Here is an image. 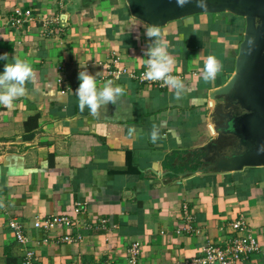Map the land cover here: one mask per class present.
Listing matches in <instances>:
<instances>
[{
	"label": "crops",
	"instance_id": "1",
	"mask_svg": "<svg viewBox=\"0 0 264 264\" xmlns=\"http://www.w3.org/2000/svg\"><path fill=\"white\" fill-rule=\"evenodd\" d=\"M61 2L0 0V54L34 69L15 107L0 106V264H21L27 250L35 254L33 264H127L132 242L142 248L139 264H193L206 243L229 235L228 224L240 214L261 246L241 264H264V164L233 167L254 146L246 131L255 110L242 101L237 83L224 89L240 75L246 18L202 11L151 24L136 16L129 0ZM16 7L56 17L49 25L54 35L38 21L5 26ZM144 26L167 33L172 75L184 84L180 98L171 86L123 74L113 80L124 89L116 104L97 115L80 111L79 71L103 87L112 56L118 67L146 69L152 38ZM210 56L221 68L206 81ZM6 63L0 61V72ZM183 203L198 233L184 229ZM52 215L76 221L70 233L81 239L59 241L64 226L49 234L34 227L37 218ZM12 219L22 225L25 244L16 240Z\"/></svg>",
	"mask_w": 264,
	"mask_h": 264
},
{
	"label": "water",
	"instance_id": "2",
	"mask_svg": "<svg viewBox=\"0 0 264 264\" xmlns=\"http://www.w3.org/2000/svg\"><path fill=\"white\" fill-rule=\"evenodd\" d=\"M129 3L136 16L151 24H161L192 12L202 11L226 10L244 16L249 36H246L243 43L244 55L240 62V75L239 78H232L224 89L229 88L231 83H237L236 92L244 102L253 107L255 113L252 116L262 120L264 125V0H207V6L204 8L196 6L195 3L179 7L176 0H129ZM66 17L65 13L60 16L62 25H65ZM255 20L256 28L252 25ZM246 118L249 116L246 115L244 119ZM255 119L252 129L250 127V130L246 131V138L252 140L254 146L236 158L233 167L237 170L244 166L264 164V128L259 129V121L255 122ZM220 165L229 164L222 162Z\"/></svg>",
	"mask_w": 264,
	"mask_h": 264
},
{
	"label": "built area",
	"instance_id": "3",
	"mask_svg": "<svg viewBox=\"0 0 264 264\" xmlns=\"http://www.w3.org/2000/svg\"><path fill=\"white\" fill-rule=\"evenodd\" d=\"M56 4L61 5V0H55ZM56 17L54 16H45L42 13L35 11L34 8H14L12 13L6 16L5 26H9L13 29L23 28L25 24L31 22H41L46 28L48 34L54 35V30L49 28L50 23L55 22ZM118 58L112 56L110 62L107 64V81L119 78L121 75H128L133 80L138 83H145L149 85H156L157 87L166 86L162 81H150L148 80L144 73L146 69L140 73H136L128 70L127 68L118 67ZM79 203H76L75 211L79 212ZM182 215L181 218L184 221V229L187 232H196L198 231L192 225V215L189 213L188 206L186 203L182 204ZM105 220L100 219L99 224H102ZM9 226L13 230L16 240L20 244H25L27 238L24 234L22 225L12 219L9 220ZM76 221L71 220L64 215H52L46 218H37L33 225L35 228L41 229L45 234L53 231L58 226H64L67 229V233L58 238L62 242H75L81 239L79 235H72V227L76 226ZM229 235L222 239L220 242H208L206 243L201 251L203 255L199 258H194L192 260L193 264H241L246 260L250 254L258 252L260 250V243L253 231L247 222L246 216L240 214L237 218L232 219L228 224ZM180 231V229H178ZM177 231V232H178ZM141 245L139 242H132L127 249L125 250V258L127 264H139V257L141 255ZM34 252L27 250L25 253L24 260L21 264H33L32 260L34 259ZM73 264H111L108 261H94V262H81L77 261Z\"/></svg>",
	"mask_w": 264,
	"mask_h": 264
},
{
	"label": "clouds",
	"instance_id": "4",
	"mask_svg": "<svg viewBox=\"0 0 264 264\" xmlns=\"http://www.w3.org/2000/svg\"><path fill=\"white\" fill-rule=\"evenodd\" d=\"M190 3H195L201 8L207 6V0H176L179 7ZM144 29L146 37L152 38L145 52L148 60L144 75L150 81H162L165 85L171 86L175 90L176 98L179 99L184 90V84L178 76L172 75L174 60L167 50L168 45L165 42L167 33L156 27L144 26ZM0 61H7L3 71L0 72V106L12 109L15 107L14 101L26 94V84L33 80L34 69L26 60L16 56H13L9 62L7 53L0 54ZM220 68L221 65L210 56L205 64L203 79L211 80ZM78 79L80 83L75 93L80 111L87 108L92 115H97L102 108L109 104H116L124 95V89L111 80L107 81L103 87H98L96 76L87 70L79 71ZM157 139L158 134L154 130L151 133V140L155 142Z\"/></svg>",
	"mask_w": 264,
	"mask_h": 264
},
{
	"label": "rangeland",
	"instance_id": "5",
	"mask_svg": "<svg viewBox=\"0 0 264 264\" xmlns=\"http://www.w3.org/2000/svg\"><path fill=\"white\" fill-rule=\"evenodd\" d=\"M242 101L244 102V99H243ZM255 118H256V117H255ZM257 121H259V123H258L259 129L264 128L263 121L260 120L259 118H256V119H255V122H257Z\"/></svg>",
	"mask_w": 264,
	"mask_h": 264
}]
</instances>
